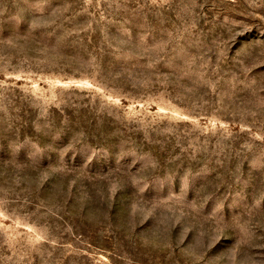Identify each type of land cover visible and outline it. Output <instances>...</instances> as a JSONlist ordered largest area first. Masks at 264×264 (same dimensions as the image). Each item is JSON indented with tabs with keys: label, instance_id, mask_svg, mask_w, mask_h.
<instances>
[{
	"label": "rangeland",
	"instance_id": "obj_1",
	"mask_svg": "<svg viewBox=\"0 0 264 264\" xmlns=\"http://www.w3.org/2000/svg\"><path fill=\"white\" fill-rule=\"evenodd\" d=\"M0 264H264V0H0Z\"/></svg>",
	"mask_w": 264,
	"mask_h": 264
}]
</instances>
